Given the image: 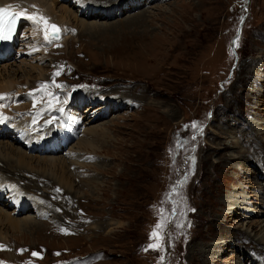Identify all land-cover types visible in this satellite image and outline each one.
I'll list each match as a JSON object with an SVG mask.
<instances>
[{"label": "rangeland", "instance_id": "374dc122", "mask_svg": "<svg viewBox=\"0 0 264 264\" xmlns=\"http://www.w3.org/2000/svg\"><path fill=\"white\" fill-rule=\"evenodd\" d=\"M50 1L63 38L31 51L24 20L0 57V125L42 132L0 128V207L16 212L10 188L44 210L37 232L4 228L0 264H264L246 255L264 225V0H115L88 20Z\"/></svg>", "mask_w": 264, "mask_h": 264}, {"label": "bare ground", "instance_id": "6f19581e", "mask_svg": "<svg viewBox=\"0 0 264 264\" xmlns=\"http://www.w3.org/2000/svg\"><path fill=\"white\" fill-rule=\"evenodd\" d=\"M75 1L77 3H79L82 7H85V10L87 9L89 11V13H87L88 15H85L83 17L85 20H88V18L100 19L102 17L111 16L112 15L111 11H113L115 9L119 10L120 12L124 11V8H120V6L117 4V2L115 0H75ZM125 3L127 4L126 8H128L130 10L129 5L134 4L133 6L137 7L138 5L144 4V1L143 0H126ZM26 4H29V7H26ZM30 4H33V5H30ZM0 5H3V6L12 5L13 8L17 9L20 13H22L21 14L22 18H20L19 23L15 27L14 34L11 36L10 39L3 41V43H6V47L0 51V57L7 55L11 50L14 49L15 39L17 38L16 35H17V33H19L18 31H20V28L22 27L24 20H27V21L31 20L28 18L29 15H34L36 17L35 18L36 20L34 19V22L32 23V25L28 24V26H29L28 31H30L29 37L31 38V45H30L31 51L32 50H35V51L38 50L40 52L41 50H44L43 47L45 45L52 43L56 40L60 41L63 38L62 34L67 28V27H65L64 23L67 21L64 20V17H62V16H55V17L53 16L52 8H51L52 4H51L50 0H0ZM33 6H35V7H33ZM135 7H133V8H135ZM24 10H26V13L24 12ZM40 16L45 17L49 24H54V25L58 26V29L60 32V38L59 39H52V38H50L49 40L45 39V37H44L45 24L43 21H41L39 19ZM99 27H101V25H97V26H94L91 28H99ZM39 29H41V30H39ZM50 30L51 29H49L48 31H50ZM84 30L87 31V28H84ZM37 31H38V33H37ZM78 33L80 34V32H78ZM31 34H32V36H31ZM64 43H63L64 46H66V41ZM10 84H11V82H10ZM89 97H91V93H90ZM103 102H108V100L106 98H104ZM128 104H130V103H128ZM95 115H96V113H95ZM34 118L35 117H31L29 122L23 123L22 125L24 127L14 125L15 127H19V130H21L23 132L24 135L19 134L21 137L23 136L22 138H24V139L28 138L29 139V140L28 139H25V140L30 141V138H32V137L39 138L42 135V132L39 133L40 129L35 128L37 123H35V124L32 123L30 125V122H32ZM28 131H34V132L31 133L32 135L30 134L31 135L30 136L28 134ZM49 139H51V138L46 137V138H42L41 140H42V142L43 141L46 142V140H49ZM257 140H258V137H254L253 139H251V141H252L251 144L252 145L255 144V142ZM259 147H260V150L261 149L263 150V154H264V148H261V146H259ZM256 154H257V152L255 153V155ZM246 158H247V156H246ZM53 162H54V160H51V158H50V159H42L38 163L53 164ZM258 169L264 170V161L262 162V160H258ZM37 178H38V176H37ZM60 179H61L60 180L61 182L63 181L64 184L65 183L67 184V182L64 181L62 179V177ZM41 180L42 179L40 178L39 182ZM6 186H7V183H5V180L0 178V190L1 189L3 190L4 187H6ZM5 190H7V187ZM9 192L12 193L13 200H14V202H16V208H15L16 212H18L19 214L20 213L25 214L26 211H31V213L33 215L29 214L27 216H21L22 215L21 214V215L17 216L16 215L17 213L15 211H14L15 212L14 215H12V213H7L5 210H2V208L0 207V242H4L6 240L5 239L6 236H4L5 233L3 231L4 228L12 229V230L19 232L21 230H24V227H26L27 229L29 228L30 231L37 232L41 228L42 224H44V222H38V219L36 221V217L43 214L44 210L41 209V204H40L39 200L34 195H31V194L24 195L23 191H18L17 189H10V188H9ZM240 193L241 192H237L235 190L234 192H232L227 197L228 200H226V202L230 208L232 205H234L238 201V199L241 196V195H239ZM8 195H9V193H8ZM254 195H257V194L255 193ZM250 198H252V197H250ZM262 202L264 204V201H262ZM243 203H251V202L250 201L248 202V200H247V201H244ZM28 206H30V207H28ZM246 207L247 206H243V208H246ZM114 225H117V222H115ZM114 225H113V227L110 228L109 231H111L114 228ZM253 225L251 224V228L254 227ZM262 228L263 229H261L257 233L258 238L255 239V240H258L259 245H262V250H261L260 254L251 252L252 251L251 249H248V253L246 252L247 253L246 255L253 256V257H255V259L258 258L257 260L259 263L264 262V225L262 226ZM259 234H261V235L259 236ZM1 244L5 245L7 243H1ZM217 246L218 245H216V247ZM242 254H244V252ZM251 264H254V260H251Z\"/></svg>", "mask_w": 264, "mask_h": 264}, {"label": "snow or ice", "instance_id": "6c2138e0", "mask_svg": "<svg viewBox=\"0 0 264 264\" xmlns=\"http://www.w3.org/2000/svg\"><path fill=\"white\" fill-rule=\"evenodd\" d=\"M12 5H5V6H0V40H7V39H10L11 38V33L12 31L14 30V25H15V22H16V19L19 15H21L22 13H17V12H14L12 11ZM35 7V6H33ZM24 12L26 13V10H24ZM5 17H7V24H5ZM29 19H35L36 17L34 15H29L28 16ZM39 19L41 21L44 22L45 24V31H44V37L46 40H49L50 39V35H49V29H51V38H55V39H58V26L54 25V24H49L47 22V19L43 16H40ZM233 43L235 44L236 41H233ZM59 73L56 72L54 73V75H58ZM57 87H59V85H56ZM42 88L43 87H46V85H42L41 86ZM39 89L37 90H34V91H38ZM49 95H51L49 93ZM4 98V94H0V99H3ZM34 106H35V100H34ZM60 111H63V109H60ZM33 124L36 123V120L35 118L33 119L32 121ZM46 123H51V121H46ZM192 127H197V122L193 121L192 122ZM192 159L194 160L195 158L192 157ZM57 191H59V189H57ZM157 229L161 227V225L158 223L157 224ZM61 231H66L65 229H61ZM152 236H157V238L159 237V233L157 231H153V233L150 234V238ZM149 248H153V247H159V244H156V245H149L148 246ZM147 250V249H145ZM21 251H24V250H21ZM38 255L36 252H33V256H36Z\"/></svg>", "mask_w": 264, "mask_h": 264}, {"label": "water", "instance_id": "95a60500", "mask_svg": "<svg viewBox=\"0 0 264 264\" xmlns=\"http://www.w3.org/2000/svg\"><path fill=\"white\" fill-rule=\"evenodd\" d=\"M49 35H50V37H51V30L49 31ZM57 35H58V38L60 37V32L58 31V33H57ZM55 39V38H54Z\"/></svg>", "mask_w": 264, "mask_h": 264}]
</instances>
